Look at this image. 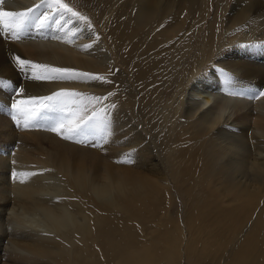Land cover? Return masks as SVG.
<instances>
[{"label": "bare ground", "instance_id": "obj_1", "mask_svg": "<svg viewBox=\"0 0 264 264\" xmlns=\"http://www.w3.org/2000/svg\"><path fill=\"white\" fill-rule=\"evenodd\" d=\"M35 1L14 2V7L20 10ZM241 1L235 2L228 21L221 23V37L216 38V26L208 25L198 54L194 50L198 30L190 36L188 33L187 42L182 40L183 33L175 38L177 52L171 50L168 56V48L163 49L168 75L152 92L146 91L151 97L147 95L146 105L138 106L142 116L158 102L163 89L167 91L190 52L194 53L179 77L174 93V99L180 95L176 106L170 103L148 121L154 134L151 141L143 135L147 130L133 110V86L126 74L109 68L116 60L110 63L106 51L90 46L93 32H88V25L65 14L59 27L53 25L47 41L31 34L28 42L24 35L17 39L0 31L3 77L16 73L9 64L13 57L7 59L2 51L7 49L14 57L72 66L103 78L27 82L16 98L72 85L90 94L115 91L106 101L117 104L99 125L101 131L90 137L98 144L99 149L94 150L38 132L32 125L26 128L24 118L14 121L7 110L11 109L9 92H0V108L6 109L0 111V264H188L190 259L193 263L189 264H264V96L255 102L245 100V90L249 94L257 91L245 88V78L255 80V85L264 84V70L245 61V51L264 49H234L218 59L220 67L235 74V88L241 92L236 97L221 89L216 73L197 76L216 51L246 39L245 35H229L232 32L227 34V30L250 16L263 25L264 0H246L245 7ZM239 3L243 8L237 10ZM129 4L128 11L136 15L122 24L125 29L131 25L132 31L124 40L119 36L125 51L118 55L128 59L138 83L147 81L144 71L152 63L149 58L163 52L158 47L164 38L158 40L153 35L168 34L158 29L167 16L183 8L187 15L184 21L196 6L202 7V15L212 14L213 8L211 0H130ZM224 9L215 8L214 12L223 14ZM66 21L71 23L64 27ZM181 25L175 27L177 32ZM72 28L78 29L74 37ZM135 39L138 43L131 44ZM118 76L125 83L122 90L105 81H115ZM185 86L187 91L181 96ZM83 106L88 113L93 107L89 103ZM55 114L59 118L60 114ZM16 129L22 132L15 133ZM129 152L133 153V162H118ZM37 168L43 170L44 177L34 174L36 171L30 176L20 175L32 174L29 171ZM10 171L16 173L15 179H11ZM179 184L183 185L186 216L175 218L169 213L172 191ZM59 189L67 193V198L58 197Z\"/></svg>", "mask_w": 264, "mask_h": 264}, {"label": "rangeland", "instance_id": "obj_2", "mask_svg": "<svg viewBox=\"0 0 264 264\" xmlns=\"http://www.w3.org/2000/svg\"><path fill=\"white\" fill-rule=\"evenodd\" d=\"M20 1H22V0H5V3L3 5H0V7H2L5 11L22 12V11H26L30 7H34L35 5L41 3V0H36L29 7L19 10V9H16L17 7H14V2L17 3V2H20ZM73 1L74 0H62V2L67 4L73 11L77 12L80 16H83V17L86 18V20H84V21H80V20H78L76 18H74V19L78 20L82 24L88 25V27H87L88 32L89 31L93 32L92 39L89 38L91 40L90 44H92L90 46L93 49H100L101 51H106L107 52V56L110 57L109 58L110 63H111V60H113V61L116 60V61H114L115 64L112 63L109 68L112 69L115 72H122V74H126L127 79H129V81L131 83V86H133L132 88L134 89L135 94H136L133 110L135 111V113L138 116V118L140 119L141 123L145 126L146 130L148 131V132L147 131H142L143 135L145 136V138L147 137L146 138L147 140L150 139L148 141H151V138L154 137V134H153L152 127L149 126L150 125L149 122H148L149 119L152 118L157 112H161L170 103H173L174 107L176 106L177 101H179V99H180V95L177 96L178 99L177 98L174 99L175 98V96H174L175 94L174 93H176V90H177L176 88H177V83L179 81V77L182 75L184 69L189 67V64H190V62H191V60L193 58L194 51L192 50L190 52V54H189L190 56H188V58H187V60L185 62V65H184L183 69L178 74V76L174 77L173 82L169 85V87H167V91H166V88L163 89V91H162V93L160 95L161 97L159 98L160 101L158 100V102L155 104L156 106L154 105L152 107L153 109L151 108L145 114L146 117H145V115L142 116L141 114H139L140 113V110H139L140 107H138V106L142 105V103L146 105V103H147L146 97H148L147 95H150L146 91L152 92L154 89H156L160 85V83L162 81L166 80V76L168 75L167 72L169 71V69H168V64L169 63H168V58L166 56L167 55L169 56V53L171 52V50H175L177 52V48H178L177 45L178 44H176L177 43L176 42V39H177L176 37L183 33L184 36H183L182 40L183 39L184 40L187 39L186 40V42H187L188 41V37L191 34H193L196 30H198V33H197L198 35L196 36L197 38H195V40H194V42H195L194 43V45H195L194 46L195 47L194 50H197L199 48L198 44L201 42V39L204 36H206L207 31H208L207 28H208V25L210 24V25L216 26V29L218 30L217 34H216V38L218 39V37H221V33H222L220 28H222L223 24H221V23H224V21H226V20L228 21V19L230 17V13L233 11V7H234L235 2L237 0H211V4L213 5V8H211L212 11H213V12L211 11L212 14H205L204 13V15H202L203 14L202 13V10H203L202 7L200 6L198 8V6H196L188 14V19H186L187 15L186 16L184 15L185 10L183 8L180 11L174 12L175 15L173 14V15L167 16V18L163 21V24H161L158 27V29L161 30V31L168 32V34H166L165 37H157V36L153 35V38L156 37L155 39H158V40L164 38L162 40H165V41H162V43H160L162 46L159 45L158 49H162L163 50L164 48H168V50H167L168 54L164 53L166 51V49H164L165 51L163 50L162 53L160 52V53H157L156 55H154V53L151 54V55H154V56L149 58V60L152 59L151 60L152 63L149 64V65L147 64V70L144 71L142 69V67H141V69L144 71L146 79H147V81H145V83L143 82L144 84L141 82L143 84L142 86H140L141 83L137 82L139 77L136 78V76L134 75V69L129 65L128 59L122 60L121 57L118 55V53L122 54V52L125 51L124 47H122L123 45H121V40H119V38H120L119 36H121V38H123V40H124V38H127L131 34V31H132L131 25L127 26L126 29H125V27L122 26V24L125 25V21L126 20H130L132 17L135 18V15H136V13L133 12L132 14H130L131 12L128 11L129 6H130V4H129L130 0H128V3H127L126 0L120 1L118 3L120 6L117 4L118 0H114V1L113 0H82V1L81 0H75L74 2ZM245 1L246 0H244L242 2L244 4V7L246 5ZM78 2H80V3H78ZM87 2L88 3L90 2V3L88 4ZM112 3H113V5H112ZM242 3L241 4L239 3L240 5H239L237 10H240L241 8H243ZM86 7L88 9H86ZM224 7H225V9H224V12H222L223 14H221V13L219 14V13H215L214 12L215 8H224ZM112 8L116 12H114L112 10ZM110 10H112L114 15H112V12ZM48 11H49V9H47V8H41V9L38 10V12H36L34 14L35 15H39V13H47ZM108 11H110V13ZM108 16H110V17H108ZM183 16L186 17L185 18L186 20H184V21L182 20ZM199 16H201V17H199ZM104 17L105 18L107 17L106 19H108V20L104 21ZM217 17H218V19H217ZM224 19H226V20H224ZM248 19L245 22L241 23L240 25H237L235 27H231L230 30H227V34H229L230 31L232 32L229 35H232V34H234V35L236 34L235 36H237V35L238 36L239 35L244 36L245 35L246 39H243L244 41L243 40L234 41L231 44L227 45L225 48H221V49H219V51H216L215 55L213 57L209 58V60L201 67L200 71L197 74V76H199V77H205L210 72L216 73L218 76H220V79H221V84H220L221 89L224 90L225 92L229 93V94L231 93V96H233V97H236L237 95H232V93H241V92H238V90H237L238 87L235 88L236 87V82L234 81L235 79H233L235 74H233L232 72L228 71L224 67H220V64L217 61H218V59L219 60L224 59L227 56V54L229 53V51L232 52V50H234V49H242V48L245 49L246 47H249V46H252L253 48H255L254 46H262V47H260V49H264V20H263V22H261V24H263V25L260 26V24L256 20L254 21L253 16H250ZM181 20H182V23H181ZM106 22H108L109 27H108V24ZM103 23H105V24H103ZM179 23L183 24V25H181L182 29H180V31L177 32L176 31L177 28H175V27L180 26ZM53 25H54V27L57 26L55 23H52V24L49 25L48 28H46L44 30L42 29V30H39V31H36L37 29H35V28H29L28 29L29 31L27 30V31H25L22 34V35H24L25 39H24V37H21V38L24 39L25 41L29 42L30 40H32L31 39V34H34L35 35V39H38V40L40 39V41H43V40L47 41L49 33H52L51 32V30H52L51 28L53 27ZM89 25H91L90 28H89ZM112 25L114 26V28H113ZM120 26H121V28H120ZM110 27L112 28V30H111ZM118 27H119V30L117 29ZM105 29H106V31H105ZM120 29H122L121 30L122 32L120 31ZM118 31H120V32L117 34ZM123 31H124V33H123ZM188 33H190L189 36H188ZM28 34H30V35H28ZM125 34H127V35H125ZM142 35L143 34H140L139 36L142 37ZM251 35L255 36V37H251ZM28 36H29V38H28ZM64 36H66V35H64ZM186 36H187V38H186ZM242 36H239V37H242ZM10 41H12V39ZM102 41H103V43H102ZM98 42H99V44H97ZM135 43H138V39H135L134 41H132L131 44H135ZM102 47H104V48H102ZM179 47H180V45H179ZM169 48H170V50H169ZM2 51L5 54L4 56L7 59L12 58V57L15 56V54L11 55L10 51H8L7 49H3ZM7 52H8V54H7ZM259 53L262 54V55H260ZM263 53H264V51H262V50H255L254 49V50L245 51L246 55L245 54H243V55H245V61L252 62L258 68L260 67L259 68L260 70L261 69L264 70V67H263L264 66V55H263ZM197 54H198V50H197ZM110 55H112V56H110ZM240 55H242V53H240ZM148 56H150V54ZM176 56H177V53L174 56H173V54H171L172 58L176 57ZM22 59H24V60L26 59V61H31V62L37 63V64L48 65V66L53 67V68L70 69V70H72L75 73H88V74H90L92 76H97L98 75L97 73H93V72L86 71V70L79 69V68L77 69L76 67H72V66H68L67 67L65 65H59V64L53 65L54 63L50 64V63L44 62L42 60L40 61V59H33V58H30V57H24ZM13 61L14 60L12 58V60H10L9 64H10L11 69L14 67L12 69V71L14 73L15 72L16 73L15 74H11L9 78L8 77H3V75H0V78H4V79H7V80H10L11 82H13L14 85H19V86H23V87H25L27 82H35V83L36 82H41L42 83L43 81L46 82V80L36 81V80L28 79L27 75L25 73L20 72V70L14 64ZM109 61L105 60L104 64H108ZM258 65H260V66H258ZM157 66H160V67H158V69H156ZM109 68H108V70H109ZM120 70H122V71H120ZM50 75H55V74H50ZM155 75H158V78H155ZM118 78H120V79H118ZM93 80L94 81H98L96 79H93ZM57 81L62 83V81H60V80H57ZM105 81L106 82L108 81L107 83H109V84H107V85H110V86L114 85L116 87L118 85L116 88L113 86V88L115 90H122V88L125 86L124 85L125 83L123 81V77L122 76L116 77L115 81H113V80L109 81L107 79ZM248 81H249V79L245 78V88L250 89V90L256 89L257 91L255 90L256 93H254V94L252 92H250V94H249V92H247L248 90H245V92H246L245 100H251L252 102H255V101H257V99H259L262 96H264V95L260 94V93L264 92V84H260V85L258 84L259 85L258 86V85H255L256 84L255 80L254 81L250 80L249 82ZM48 82H49V80H48ZM50 82H53V81H50ZM33 84L34 83L27 84V86L28 85H33ZM135 85L136 86L139 85L140 87H136ZM147 85H149V86H147ZM65 86L61 85V86H59L60 88L59 87H55V88H53V90H51L50 92H47L45 94H39V95L30 94L26 98H21V99L17 98V99L22 101L21 107H27L26 101H27L28 97L48 96V95H51L54 92L61 91V90L74 91V92L80 93L82 95L77 97V98H75V99H73V100H70L69 101L70 104L74 105L77 108H83L84 107L83 106L84 103H89V104L93 105V107H95V109L97 110V112L100 113V116L103 119L108 118L109 115L111 114V109L113 108V106L117 105L114 101H110V102L106 101V100L109 101L110 97L114 94L113 92H115V91L111 92V90H109L107 92H98V93L90 94L89 92H81L79 90L80 88H78V87L72 88L73 87L72 85H67L66 87ZM142 87H143V89H141ZM187 88H188V86L187 87L185 86L184 91L183 90L181 91V96L185 94V92L187 91ZM143 90H145V91H143ZM109 93H111L110 96H109ZM11 95L12 94L9 93L10 105L12 103ZM138 95H140V96H138ZM97 96H99V97H107V99H104L102 103H96L94 100H90V99L86 98V97H97ZM140 97H141V101H140ZM150 97H151V95H150ZM150 97H148V98H150ZM91 109H90V111H91ZM100 109H104V111L100 112ZM90 111H89V113H90ZM89 113L87 112V113H84V114L86 115V114H89ZM56 117H57V115L55 114V112H53V113H44L38 119H36L34 121V126L33 127L38 132L54 134L57 137H59V139L65 140V141L70 142L72 144H75L77 146L79 145V146H82L84 148H89V149H94V150L99 149L97 142L90 139V137H93L92 134H87V135L82 134V135H79V136L75 137L73 140H66V139H63L61 136H58L55 132L51 131L50 130L51 121L55 120V119H58ZM64 123H65V129L64 130H65V134L67 135L68 133H67L66 130H67V126H69V124H68V121H65ZM151 125H153V122H152ZM13 126L15 127L14 123H13ZM97 130L99 132L101 131L99 126L97 127V129L95 131V132L98 133ZM20 132H22L21 129H16L15 130V133H20ZM5 154L7 156L9 153H7L5 151ZM122 156H124V155H122ZM121 157L118 158V161L121 160ZM122 163H125V162H122ZM31 171H29V172L32 173V174L36 171L34 174H36V173L38 174L39 173L38 176H40V175H41V177L45 176V173H41V172H43L42 169L40 170V169L37 168V169L31 170ZM12 173L13 172L10 171L9 175L13 176ZM11 179H13V177ZM54 180L56 181V179H54ZM182 187H183V185L179 184V185H177L175 187V192L172 191V198H173L172 210H171V213H169V214L171 216H174L175 218L178 217L179 215H181L182 217L186 216L185 213L183 212V204H184V200L183 199H184V196H183V192H182ZM203 190L206 191V189H203ZM58 197L59 198H65V197L67 198V193L66 192L64 193V191L62 189H59ZM189 263H193V260H191V259L188 260V264ZM175 264H181V263L177 262Z\"/></svg>", "mask_w": 264, "mask_h": 264}, {"label": "snow or ice", "instance_id": "obj_3", "mask_svg": "<svg viewBox=\"0 0 264 264\" xmlns=\"http://www.w3.org/2000/svg\"><path fill=\"white\" fill-rule=\"evenodd\" d=\"M5 0H0V5H3ZM41 8H47V13H39L35 15ZM65 14H70L80 21L86 20L85 17L80 16L77 12L73 11L62 0H41L40 4L28 8L26 11L14 12L5 11L0 7V30L10 33L13 38H19L29 28H35L38 31L46 29L50 24L55 23L60 26L61 20L64 19ZM71 21H66L64 27ZM91 25H89V28ZM78 29L72 28L70 30L71 36H75ZM70 42V41H69ZM14 64L18 67L20 72L25 73L30 80H103L102 77L92 76L88 73H75L70 69L53 68L48 65L33 63L31 61L23 60L20 57H13ZM30 73V74H29ZM55 74V75H50ZM230 79V78H229ZM0 92L11 93V109H7L14 121L19 118L26 120L24 127L34 126V121L44 113H59V118L52 120L50 130L55 132L66 140H73L79 135L94 134L97 127L103 122L100 113L93 107L89 114L85 115L87 108H77L70 104L69 101L73 100L82 94L74 91H57L48 96L42 97H28L26 101L27 107H21L22 101L16 97L24 92L23 86L14 85L10 80L0 78ZM239 93H232L238 95ZM264 95V92L260 93ZM111 95V93H109ZM87 99L94 100L96 103H102L107 97H86ZM114 107V106H113ZM6 110L0 108V111ZM67 111V115L64 113ZM104 109H100L103 112ZM65 121H68L67 135L65 134ZM19 126V125H18ZM82 142V141H81ZM118 162H133V153H126ZM13 178L15 179L16 173L14 172ZM22 176H30L33 174L21 173ZM24 183V180L20 181Z\"/></svg>", "mask_w": 264, "mask_h": 264}]
</instances>
